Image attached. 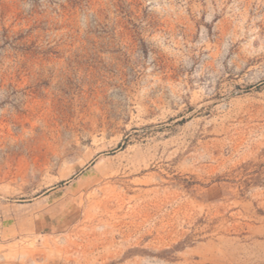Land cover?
Instances as JSON below:
<instances>
[{
	"label": "rangeland",
	"instance_id": "1",
	"mask_svg": "<svg viewBox=\"0 0 264 264\" xmlns=\"http://www.w3.org/2000/svg\"><path fill=\"white\" fill-rule=\"evenodd\" d=\"M0 264H264V0H0Z\"/></svg>",
	"mask_w": 264,
	"mask_h": 264
}]
</instances>
